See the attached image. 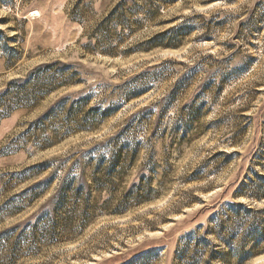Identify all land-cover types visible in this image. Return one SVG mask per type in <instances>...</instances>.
<instances>
[{"label": "rangeland", "instance_id": "374dc122", "mask_svg": "<svg viewBox=\"0 0 264 264\" xmlns=\"http://www.w3.org/2000/svg\"><path fill=\"white\" fill-rule=\"evenodd\" d=\"M121 1L0 0V233L54 193L56 185L41 198L40 190L21 195L51 175L32 168L68 153L136 148L124 182L100 200L118 201L132 185L135 199L146 196L122 214L98 213L84 228L77 220L70 240L30 258L18 257L29 248L24 240L15 252L17 237H1L0 264H264V0H179L159 14L162 0H126L152 20L126 15L135 34L112 24L113 37L104 40L95 30ZM184 18L190 31L180 46L125 54ZM109 43L119 44L117 55L103 53L115 46ZM47 64L55 65L30 80L78 72L80 84L8 112L18 91L9 83ZM88 94L84 111L121 108L96 133L43 149L83 113L68 104L38 119L62 97Z\"/></svg>", "mask_w": 264, "mask_h": 264}, {"label": "trees", "instance_id": "16d2710c", "mask_svg": "<svg viewBox=\"0 0 264 264\" xmlns=\"http://www.w3.org/2000/svg\"><path fill=\"white\" fill-rule=\"evenodd\" d=\"M133 3V0H130ZM179 0H162L161 5L154 11L155 14H159L161 10L167 6L173 5ZM135 5H128L126 0L121 1L97 26L96 32L101 33L104 40H108L113 37L109 26L116 24L121 26L126 35L132 36L136 30L126 27L125 17L142 16L141 21L152 20L149 17V13H140L144 11L142 7H135ZM147 19V20H146ZM140 20L134 23L141 24ZM189 19L184 18L181 24L162 31L137 45L132 49L126 50L125 54H131L136 52H150L155 48H175L182 43V36L185 32L190 31L188 28ZM2 33V31H0ZM112 49L106 50L103 53L110 55H117L116 50L119 48L118 43H109ZM55 64L40 65L29 73L25 79H15L11 81L7 89L16 88L18 90L15 93V97L8 99L10 107L8 112L15 108L32 109L38 105L48 94L54 93L62 88L71 87L73 85L80 84L75 78L78 76V72L71 74L69 77L65 75L67 73L62 72L60 76H53L49 80L43 82L40 79L30 80L33 73L38 71L52 68ZM12 66V65H11ZM63 69H68V65H62ZM32 84V85H31ZM29 85L31 90L28 91ZM9 94V90L4 92ZM143 93H134L135 97L142 95ZM3 95V94H1ZM0 95V96H1ZM93 95L88 94L85 97L80 96L73 100L71 95H67L59 99L42 118L38 119L37 123H41L49 114L57 111L59 108H64L70 104V107L75 109V114H82L81 119L73 116L65 122L64 133L60 136L59 132L54 131L52 135L47 139L43 149L54 147L59 144L63 139L76 134H90L96 133L100 130L108 119L112 118L120 110V106H113L103 108L102 105L93 107L88 111H84L87 105L92 102ZM1 106V105H0ZM122 135L121 131L118 136L113 137L109 141H114L117 137ZM108 148V147H106ZM99 148H94L89 151H83L78 153H68L63 161H56L55 159L42 162L32 169L36 170V174L40 175L50 170L51 175L45 180L31 185L28 189L22 193V196H26L29 192L33 193L40 190L37 193V198L43 197L48 191H50L55 185V190L52 197L48 202L32 217L23 223L17 224L13 227L6 229L0 233L1 237H6L10 243L11 239L17 237V240L12 243L15 250H18L20 239L24 240L29 245L27 252L24 255L19 254L20 258H30L34 254L40 252L45 246H54L59 242H65L72 238L75 229L77 228L76 221L80 222L79 228H84L89 225L95 219L98 213L106 214H122L129 206L130 200L140 201L146 196H137L132 188L133 185L127 190L125 196L115 202L106 200L102 202L100 200L101 193L104 191H110L115 193L118 190L120 184L124 182V177L132 169L138 156L136 148H131L130 145L125 144L119 148L115 153H97ZM67 164V165H66ZM30 171V170H29ZM32 171V170H31ZM94 190V191H93ZM92 192H96L95 197L92 200ZM147 194V193H146ZM92 200V202H91ZM58 218V219H57ZM19 240V241H18ZM23 241V242H24ZM206 241L201 238L198 241V247L203 249ZM16 260V257L14 256Z\"/></svg>", "mask_w": 264, "mask_h": 264}]
</instances>
